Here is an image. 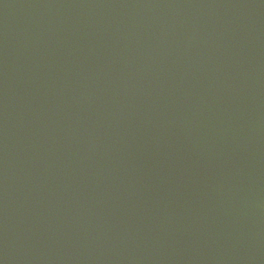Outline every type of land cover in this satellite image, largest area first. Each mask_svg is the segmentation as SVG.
Returning <instances> with one entry per match:
<instances>
[{
    "label": "water",
    "instance_id": "obj_1",
    "mask_svg": "<svg viewBox=\"0 0 264 264\" xmlns=\"http://www.w3.org/2000/svg\"><path fill=\"white\" fill-rule=\"evenodd\" d=\"M0 264H264V0H0Z\"/></svg>",
    "mask_w": 264,
    "mask_h": 264
}]
</instances>
